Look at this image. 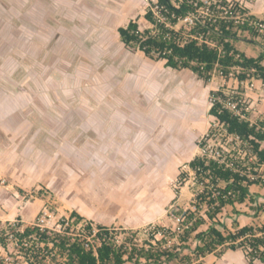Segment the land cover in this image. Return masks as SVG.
Wrapping results in <instances>:
<instances>
[{
	"label": "crops",
	"instance_id": "1",
	"mask_svg": "<svg viewBox=\"0 0 264 264\" xmlns=\"http://www.w3.org/2000/svg\"><path fill=\"white\" fill-rule=\"evenodd\" d=\"M34 1L32 6L39 10L41 6L44 15V18L35 22V39L39 43L37 45L41 43L45 49L43 62L47 69L78 70L74 61L81 53L73 52L79 46L75 42L76 38L86 39L87 30L95 29L97 33L107 30L106 36L102 34L101 37V40H105L102 43L105 59L100 60L99 71L101 74L114 70L117 72L116 91L99 98L80 95V99L75 97L72 101L69 100L67 153L60 147L56 151L49 149L52 157V164L49 166H42L35 157L34 170L40 168L39 174L38 170H33V165L16 161L17 149L11 148L10 139V148L3 155L0 154V176L22 186L43 184L52 191L55 202L66 200L67 203H61L60 206L66 207L68 211H61L62 214L70 215L72 211H76L95 224L137 230L160 220L175 197L171 185L177 179L181 166L187 165L199 155L200 148L196 143L192 145L194 151L185 146L187 134L181 133L183 130L181 131L179 124L171 129L164 120L149 122L142 117L144 114L147 116L157 113L155 106L151 105L162 101L159 93L164 91L166 77L173 71L165 65V60H154L141 50L128 49L119 39L118 28L127 25L131 19H136L147 0H105L104 4H108L104 7L100 0H89L97 9H91L96 17L93 18L94 21L88 18L85 0ZM237 1L249 14L264 20V0ZM77 8L79 12L75 11ZM113 29L117 30L116 39L113 44H109L107 36ZM244 35L248 37V34ZM235 46L246 55L257 57L264 45L257 39L254 42L239 39L235 41ZM56 64L62 67L59 68ZM224 85L227 89H242L251 121L264 118L262 80L252 79L242 83L232 80ZM28 88H32L31 85L28 84ZM69 98L71 99L70 95ZM139 103L143 106H139ZM34 116L37 119L43 118L40 112H36ZM5 132L6 128L0 125V145L7 144ZM41 134L43 128L35 130L33 137L27 141L36 143L31 152L46 151L39 139ZM6 136L10 137L8 134ZM262 147L264 148V142ZM48 171H51V176L47 177L44 174ZM261 171L264 175V164ZM10 187V184L8 187L0 186V220L3 221L20 216L22 221L31 223L50 200L43 196L36 198L35 211L22 204L18 208L23 197L18 192L11 196ZM250 191L259 195L254 205L258 201L264 202V186L252 185ZM239 205H244V209ZM228 207L231 211L230 223L221 218ZM233 211H241L242 214L236 215ZM223 212L220 219L228 226H231L234 218L241 226L255 223L253 219L248 223L244 222L254 214L246 202L227 206ZM260 263L256 261L254 264Z\"/></svg>",
	"mask_w": 264,
	"mask_h": 264
},
{
	"label": "trees",
	"instance_id": "2",
	"mask_svg": "<svg viewBox=\"0 0 264 264\" xmlns=\"http://www.w3.org/2000/svg\"><path fill=\"white\" fill-rule=\"evenodd\" d=\"M147 3L143 17L152 27L141 30L137 19L120 26L118 33L125 47L141 50L154 60H165V65L173 70H189L205 84L216 74L226 81L259 79L264 84V46L257 57L248 56L235 46L239 39L256 40L255 31L246 19H240V14L256 17L237 0ZM231 3L234 7H230ZM246 31L248 37L244 35ZM209 95L208 113L219 122L223 140L231 141L218 158L199 154L188 162L200 189L189 208L176 212L182 215L180 223L170 227L149 224V229L134 230L95 224L72 211L69 217L75 219L74 224L85 220L86 225L79 230L66 227L62 232H41L44 258L52 256L54 264H205L211 254L220 258L228 250H242L248 264L264 263V223L241 226L234 218L228 226L220 219L223 209L236 203L246 202L255 210V218L262 212L258 210L264 209V204L254 205L259 195L250 191L252 185L264 186V118L249 119L248 104L240 87L228 90L223 85L211 89ZM216 131L210 127L205 137L208 139ZM206 144L203 139L199 147ZM64 219L60 222L64 223ZM30 233L28 226L26 234Z\"/></svg>",
	"mask_w": 264,
	"mask_h": 264
},
{
	"label": "rangeland",
	"instance_id": "3",
	"mask_svg": "<svg viewBox=\"0 0 264 264\" xmlns=\"http://www.w3.org/2000/svg\"><path fill=\"white\" fill-rule=\"evenodd\" d=\"M88 1L85 0L87 5L85 11H87L88 18H96L92 14L93 12L91 13V9L92 11L97 9L93 3ZM34 2V0H30V2L25 0H0V86H2L0 87V125H3L4 129L6 128L4 135L7 142L6 145L4 143L0 145V148H5L0 149V154L3 155L4 151L10 148L9 142L12 139L11 148L16 147L17 149V154L13 151L17 157L16 161H22L23 164L29 166L33 165V170L35 169V157H37L40 164H43L42 166L52 164L51 153L48 152L49 149L56 151L60 147L65 154L67 153L69 102L75 97L78 99L80 95H93L96 98L106 94L110 95L113 93L111 91H116L117 80V72L115 70L104 74L99 71L100 60L105 59V50L102 45L105 40H101V37L102 34L106 36L107 32V30L102 31V29L100 33H97L95 29L87 30L86 39L76 38L75 42L77 41V45L79 44L77 47L80 48L76 49L77 47H75L73 52L81 53L82 55L75 57L74 63L78 65V70H48L43 62V51L45 49L41 43L37 45L39 43L35 39V22L39 18H44V15L42 14L41 6L39 7L40 10L36 6H32ZM104 2L105 0H100L102 7L108 4H104ZM147 4L146 1L144 9L140 10L139 16L136 18L141 30L152 27L143 17ZM75 11L79 12V9L77 8ZM110 32L111 34L107 36V39L109 44H113L117 30L113 29ZM57 67L60 68L62 66L57 65ZM73 69L75 68L73 67ZM166 79L167 82L165 83L164 91H162L163 93H159L160 89H158L162 101L151 105L155 106L157 113L155 115L147 114V116L144 114L142 117L149 122H155V120L158 121L159 119L160 121L164 120L171 129L176 128L179 124V128L181 131L183 130L181 133L187 134L185 138V143L187 144L185 146L191 148V151L194 149L192 145L196 143L199 147V142L203 141L210 127H214L217 131L211 136L212 140L210 142L214 146L228 150L227 143L231 139L223 140L225 135L221 126L217 123V119L208 113L211 106L209 91L236 79L231 78L226 81L219 74H216L208 84H205L203 80L189 70H173L170 75H167ZM28 84L32 88H28ZM236 89L234 87L228 88V90ZM81 105L83 106V104ZM138 105L143 106L142 103ZM36 112L43 114V118L37 119L34 116ZM140 114L143 113L140 112ZM39 128H43V134L39 135V139L43 142L46 151L40 150L35 153L31 152V149L36 147V143L27 141L33 137L35 130ZM7 134L10 137L6 136ZM181 136L183 139L184 134ZM64 152L62 151L63 154ZM31 155L34 156L30 158L29 156ZM37 170L34 171L37 172ZM39 171L40 168L38 174ZM50 173L51 171H48L44 175L48 177L51 176ZM180 174L181 179H179ZM9 184L11 185L9 188L11 196L18 192L23 197L18 208H21L22 204L23 207H31L35 211L37 208L36 198L43 196L50 200L40 213L48 211L56 223L62 217L69 216V214L61 213V211H68L66 207L60 206L61 203L63 205L66 204V200L55 202L54 194L43 184H40L42 187L37 184L29 186L24 183L25 186H22L0 176V186L8 187ZM171 188L174 190V199L167 206L160 220L150 224H162L165 227L174 226L176 223L173 215L180 209L185 210L190 207L194 195L197 193V186L187 165L181 166L179 175L173 181ZM62 194L64 195V193ZM0 195L2 196V194ZM263 203L258 201L256 205ZM239 206L244 209V205ZM247 208L246 206L245 209ZM229 209V207L226 208L221 215V218L227 223L231 221L229 216L231 211ZM258 211H262L258 218L250 215L248 218L246 217L247 219L244 222L248 223L250 219H253L255 223H264V209ZM50 225L51 227L55 226L53 222ZM145 227L139 229L142 230ZM147 229L149 228L147 227ZM216 262L218 264H248L242 250H228L220 258L210 255L205 259V264Z\"/></svg>",
	"mask_w": 264,
	"mask_h": 264
},
{
	"label": "built area",
	"instance_id": "4",
	"mask_svg": "<svg viewBox=\"0 0 264 264\" xmlns=\"http://www.w3.org/2000/svg\"><path fill=\"white\" fill-rule=\"evenodd\" d=\"M230 7H234V4L231 3ZM248 16V14L242 13L240 14V19H246L249 22L251 29L255 31V39L264 45V20L259 18H248ZM246 34H249V32L246 31ZM228 105L235 108L234 103L229 102ZM217 123L219 124L218 121ZM207 134L205 136H207ZM204 140H207V144L200 147V155L214 158L221 156L222 149H224L223 147L214 146L213 143L210 142L212 140L211 137L208 139L204 137ZM190 172L193 175L198 193L200 186L197 185L195 172L191 169ZM63 218H65L64 223H61L60 221ZM173 218L176 223L175 225L182 221V215H177V213L173 215ZM53 219V216L48 211H42L31 223H26L19 218L10 221L0 220V264H44L45 262L54 264V262H51L52 256L44 258L43 254L45 251L43 247L45 244L41 240V232L44 230H46L47 233H51L52 231L62 232L66 227L79 230L86 225V221L81 220L77 224H74L75 219L69 216L62 217L57 223L53 221ZM52 222L55 225L54 227L50 225ZM28 226L32 232L29 235L26 234ZM37 232H39L38 235Z\"/></svg>",
	"mask_w": 264,
	"mask_h": 264
},
{
	"label": "flooded vegetation",
	"instance_id": "5",
	"mask_svg": "<svg viewBox=\"0 0 264 264\" xmlns=\"http://www.w3.org/2000/svg\"><path fill=\"white\" fill-rule=\"evenodd\" d=\"M129 49V48H128Z\"/></svg>",
	"mask_w": 264,
	"mask_h": 264
}]
</instances>
